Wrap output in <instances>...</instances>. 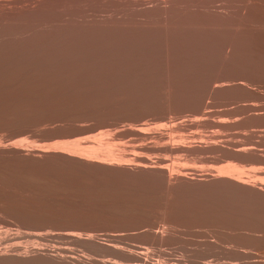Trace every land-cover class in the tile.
<instances>
[{"label": "rangeland", "instance_id": "rangeland-1", "mask_svg": "<svg viewBox=\"0 0 264 264\" xmlns=\"http://www.w3.org/2000/svg\"><path fill=\"white\" fill-rule=\"evenodd\" d=\"M156 1L69 0L56 5L55 10L64 20L99 22L118 19L132 9L151 8ZM164 1L174 13L167 14L168 29L174 31L169 36L168 54L161 40L162 45L155 46L156 55L116 59L102 70L94 69L89 78L75 81L0 75V140L3 144L21 141V147L31 151L37 146L55 145L68 139L50 138L54 132H71L101 120L116 123L104 129L115 126L123 130L142 125L145 130H162L170 136V142L185 149L215 145L217 149L213 152L190 150L175 155H152L153 161L158 156L166 157L167 167L173 172H183L185 187L178 197L158 188H146L143 195L155 197L154 200L167 206L161 207L164 215L171 213L166 208H172L196 217V221L177 224L165 217L157 218L154 229L164 227L172 236L160 242L167 252L152 255L150 264L157 261L199 264L205 259L224 262L229 256L212 254L217 248H210V240L222 243L219 236L229 234V222L234 221L232 206L224 195H208L205 182L213 170L228 162L239 164L249 180L264 182V174L258 172L264 169V81H243L240 77L246 67L221 66L216 52L230 43L233 57L255 62L257 69L264 71V0ZM220 11L226 13L223 21L226 32L221 36L217 31L219 18L214 16ZM150 14L140 18L163 21L159 13ZM180 125L182 129L176 128ZM243 145L253 147L254 157L238 162L234 155L225 160ZM122 189V184L93 179L41 181L31 170L0 177V250L15 246L44 250L40 255H32L29 264H57L45 250L61 249L69 250L84 264H103L102 260L107 258L132 264L126 256L117 257L112 245H156L151 241L152 231L131 225L130 219L120 216L68 219L63 215L65 212L92 216L119 214L125 207L120 198L124 196ZM221 197L225 201L223 206L215 207L210 201L216 198L222 201ZM254 206L261 208L262 204ZM71 222L89 229L82 232V237L90 232L93 238L77 240L59 233ZM204 253H209L207 258ZM3 262L0 264H18Z\"/></svg>", "mask_w": 264, "mask_h": 264}, {"label": "bare ground", "instance_id": "bare-ground-1", "mask_svg": "<svg viewBox=\"0 0 264 264\" xmlns=\"http://www.w3.org/2000/svg\"><path fill=\"white\" fill-rule=\"evenodd\" d=\"M66 1L69 0H0V75L75 81L82 80L83 77L89 78L94 69L102 70L116 59L130 60L156 55L155 46L161 44V40L165 53H169V36L174 31L172 28L168 29L166 22H169L167 16L174 13L170 5L164 4V0H157L151 8L142 7L134 11L132 9L118 19L99 22L64 20L61 14H57L55 6ZM152 12L159 13L163 21L158 23L151 22L150 18H140L150 16ZM220 12L214 16L219 18L217 31L221 36L226 32L223 23L226 13ZM179 29L180 26L178 31ZM25 32L29 33L23 35ZM216 54L221 66L236 67L242 64L246 67L245 73L240 77L243 81H264V71L257 69V63L239 61L233 57L230 43H227L224 50L221 46ZM17 95L24 98L22 94ZM114 124L116 123L109 124L98 120L92 126L79 127L71 132H54L50 138L68 139L55 145L37 146L31 151H25L20 145L21 141L3 144L0 140V177L11 176L19 170H31L41 181L80 182L93 179L104 183L122 184L124 196L120 198L125 202V207L120 213L117 212L119 214L92 216L84 212H65L63 215L68 219L120 216L128 218V221L130 219L131 225L146 227L147 231H152L151 241L156 245L112 247L116 248L114 252L117 257L126 256L132 264H150L152 255L160 256L167 252L160 242L172 236L169 230L166 233L164 227L154 229L157 218H168L169 222L174 224L196 221V217H189L178 209L166 208L170 209L171 213L164 215L165 210L161 207L167 206L154 200L155 197L143 195L146 188H158L164 193L178 197L185 187L184 173L173 172L167 167L166 157L158 155H175L174 153L180 154L190 150L213 152L217 147L210 145L185 149L180 144L170 142V136L166 132L153 131L150 127L145 130L142 125L123 130H117L115 126V129H104V126ZM176 128H181V125ZM84 133L88 135L79 137ZM252 148L247 145L239 146L235 154H230L225 160L233 158L234 155L238 162L245 158L250 159L254 157ZM154 154L159 157L155 158V161L151 159ZM259 170V173L264 174V169ZM205 189L210 196L224 195L223 197L228 198L226 200H229L232 206L230 212L234 221L229 222V234L219 236L222 243L210 240V248H217L212 254L227 255L230 259L224 262L205 259L199 264H264V260L260 258L264 255V182L249 180L239 164L228 162L210 173L205 182ZM221 200L210 199L215 207L225 204L223 198ZM256 203H261L262 207L256 208ZM217 215L219 216V213ZM61 231L59 233L77 240L93 238V233L90 232L82 237V232L89 229L72 222ZM43 251L39 248L21 249L15 246L5 249L4 253L0 250V262L8 260L29 264L32 255H40ZM45 252L57 264H84L83 260L78 261L67 249ZM208 255L209 253H204L205 258ZM246 259L249 261H245ZM102 263L121 264L113 258L102 260ZM156 264L161 263L157 261Z\"/></svg>", "mask_w": 264, "mask_h": 264}]
</instances>
